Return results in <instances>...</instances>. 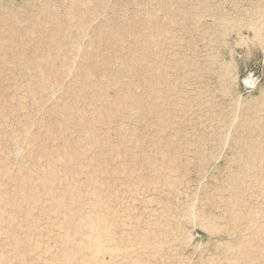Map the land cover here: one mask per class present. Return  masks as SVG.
<instances>
[{
  "label": "rangeland",
  "instance_id": "374dc122",
  "mask_svg": "<svg viewBox=\"0 0 264 264\" xmlns=\"http://www.w3.org/2000/svg\"><path fill=\"white\" fill-rule=\"evenodd\" d=\"M105 234L264 264V0H0V264Z\"/></svg>",
  "mask_w": 264,
  "mask_h": 264
},
{
  "label": "bare ground",
  "instance_id": "6f19581e",
  "mask_svg": "<svg viewBox=\"0 0 264 264\" xmlns=\"http://www.w3.org/2000/svg\"><path fill=\"white\" fill-rule=\"evenodd\" d=\"M3 36V35H2ZM112 36V35H111ZM9 39V38H8ZM90 212H92V211H90ZM92 213H95V212H92ZM86 214H88V213H86ZM92 215V214H91ZM191 216H192V214H190ZM84 216V215H83ZM89 216H90V214H89ZM95 216V215H94ZM82 219V218H81ZM82 221V220H81ZM83 222H84V219H83ZM82 222V223H83ZM89 222V221H88ZM93 222V221H92ZM92 222H90V223H92ZM76 225V224H75ZM93 225V224H92ZM109 225V224H108ZM107 225V226H108ZM88 226V225H87ZM90 227H92V226H90ZM95 227V226H94ZM105 227H106V225H105ZM103 228V227H102ZM108 228V227H107ZM103 229H105V228H103ZM107 231H108V229H106ZM92 233V232H91ZM103 233H105V231L103 232ZM96 234V233H95ZM96 236H97V234H96ZM95 235L94 236H91V238H90V241L88 242V244H87V246L85 247L86 249H84V250H86V252H87V256H86V261H89V260H95L96 258L94 257V253H97L98 252V250H103V251H105L106 252V254H107V256L109 257V263L110 264H117L118 262H117V258H118V256L119 255H117L116 254V252L118 251L119 252V250H115V248L114 247H112L113 245H114V243H113V245H111V241H112V238H110V236H108V235H106L105 234V236L103 237V239H98L97 237H96ZM87 242V241H86ZM83 243V242H82ZM85 245V244H84ZM80 246V245H79ZM147 246V245H146ZM81 247V246H80ZM116 247V246H115ZM145 247V246H144ZM117 248V247H116ZM145 249V248H144ZM146 249H147V247H146ZM63 257V256H62ZM82 258H85V257H83V256H81ZM121 257H123V256H121ZM120 256H119V258H121ZM102 259V258H101ZM122 259V258H121ZM125 259H127V258H125ZM83 260H85V259H83ZM119 261H121L120 259H118ZM96 261V260H95ZM126 261H128V260H126ZM132 262H133V260H131ZM135 262V261H134ZM102 263V262H101ZM123 263V262H122ZM96 264H100L99 262L98 263H96ZM107 264V263H106ZM127 264V263H126ZM132 264V263H131Z\"/></svg>",
  "mask_w": 264,
  "mask_h": 264
}]
</instances>
